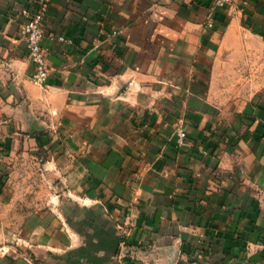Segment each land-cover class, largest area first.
Listing matches in <instances>:
<instances>
[{
    "label": "crops",
    "instance_id": "crops-1",
    "mask_svg": "<svg viewBox=\"0 0 264 264\" xmlns=\"http://www.w3.org/2000/svg\"><path fill=\"white\" fill-rule=\"evenodd\" d=\"M41 1L0 0V264H264V0H44L36 84Z\"/></svg>",
    "mask_w": 264,
    "mask_h": 264
},
{
    "label": "built area",
    "instance_id": "built-area-1",
    "mask_svg": "<svg viewBox=\"0 0 264 264\" xmlns=\"http://www.w3.org/2000/svg\"><path fill=\"white\" fill-rule=\"evenodd\" d=\"M232 1L233 0H213V3L221 7L231 3ZM46 8L47 2L42 0L36 10L27 12V18L21 24L19 29L21 36L26 40L27 55L33 65L29 79L36 84H44L49 74L45 51L42 46V39L44 35L42 26ZM59 39H64V37L59 36ZM175 132L177 134V142H183L185 138V130L181 124H177L175 126Z\"/></svg>",
    "mask_w": 264,
    "mask_h": 264
},
{
    "label": "rangeland",
    "instance_id": "rangeland-1",
    "mask_svg": "<svg viewBox=\"0 0 264 264\" xmlns=\"http://www.w3.org/2000/svg\"><path fill=\"white\" fill-rule=\"evenodd\" d=\"M35 159V158H33ZM36 166H34V168H31L28 166L27 168V172H24L23 169H20L19 166L16 167V169L11 173V175H9L7 177L6 180H8V178L12 181L11 187L9 186L5 191L9 192V194L6 195H10V197L13 198V206L12 208L15 210H19L20 207L22 206L23 209L25 208H35L38 205L37 204H27V203H22L23 198L29 194L35 196H40V197H45V196H49L47 193V188L45 187H40L39 185H37L36 183H33L30 186H26L25 182L26 180L32 182H44L46 180H50L51 176H45V174L43 175V173H41L42 171L38 168L37 170L35 169ZM55 178L58 180L63 179V175L61 174H57L55 175ZM59 192L61 195H63V189L60 188ZM23 197V198H22ZM43 199V198H42ZM40 202V201H39ZM44 203V200H43ZM0 211L1 214H3L4 211V204H0Z\"/></svg>",
    "mask_w": 264,
    "mask_h": 264
}]
</instances>
